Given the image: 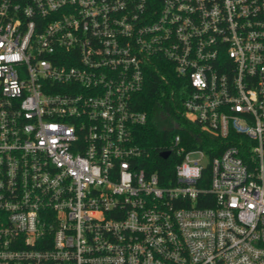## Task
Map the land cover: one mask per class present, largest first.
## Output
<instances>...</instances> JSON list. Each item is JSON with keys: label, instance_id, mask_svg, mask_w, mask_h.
Listing matches in <instances>:
<instances>
[{"label": "built area", "instance_id": "2783aa9c", "mask_svg": "<svg viewBox=\"0 0 264 264\" xmlns=\"http://www.w3.org/2000/svg\"><path fill=\"white\" fill-rule=\"evenodd\" d=\"M153 68L194 126L172 174ZM0 264H264V0H0Z\"/></svg>", "mask_w": 264, "mask_h": 264}, {"label": "trees", "instance_id": "16d2710c", "mask_svg": "<svg viewBox=\"0 0 264 264\" xmlns=\"http://www.w3.org/2000/svg\"><path fill=\"white\" fill-rule=\"evenodd\" d=\"M162 73H165L166 81L161 78ZM144 84V88L135 95L134 102L137 110L147 112L148 120L144 125L136 127V140L143 147L146 154L145 163L151 170H157L162 175L163 172L172 174L175 160L173 157L162 158L160 154L162 150L169 149L171 138L175 134L181 132L187 135L194 127L182 115L184 93L180 91L179 79L165 70L151 69ZM162 115L165 117L163 118ZM174 121L181 122L184 130L178 132L163 129V126ZM211 142L219 145L221 149L224 148V143L222 144V139L219 137H212Z\"/></svg>", "mask_w": 264, "mask_h": 264}, {"label": "water", "instance_id": "95a60500", "mask_svg": "<svg viewBox=\"0 0 264 264\" xmlns=\"http://www.w3.org/2000/svg\"><path fill=\"white\" fill-rule=\"evenodd\" d=\"M163 129L164 130H171V128L170 127H167V126H163ZM170 154H171V152H169V151H163V152H161L160 156L162 158L167 159L170 156Z\"/></svg>", "mask_w": 264, "mask_h": 264}]
</instances>
